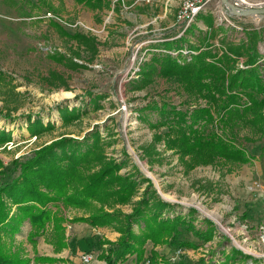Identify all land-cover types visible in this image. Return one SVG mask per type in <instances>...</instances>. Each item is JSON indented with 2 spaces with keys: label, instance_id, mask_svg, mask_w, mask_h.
I'll return each instance as SVG.
<instances>
[{
  "label": "rangeland",
  "instance_id": "374dc122",
  "mask_svg": "<svg viewBox=\"0 0 264 264\" xmlns=\"http://www.w3.org/2000/svg\"><path fill=\"white\" fill-rule=\"evenodd\" d=\"M14 1L19 5L12 0H0V130L13 134L11 142L0 145V159L6 170L14 159L30 157L53 140L62 136L82 139L98 126L106 157L126 163L121 171L123 175L132 174L141 181L149 179L153 185L150 195L156 190L162 200L174 205L170 212L172 217L182 215L190 219L193 215L196 228L206 229L204 222L211 221L216 231L214 239L204 244L187 228H182L180 240L197 244L196 249L184 248L189 253L172 261L174 251L183 247L162 245L163 249L157 252L151 250L154 244L148 242L144 259L151 256L154 264H158L156 261L160 258L161 264H208L213 261L219 264L224 261L223 252L227 255L232 248L264 259L260 230L264 226V200L250 190L253 181L264 183V159L246 165L220 161L188 171L179 155L168 149L167 141L157 140L168 129L160 126L162 117L144 107L153 102L159 105L166 102L186 111L207 106L206 100L190 97L178 83L164 78H156L144 90H135L133 81L138 79L142 65L149 62L153 54L165 53L162 51L164 40L184 35L181 28L174 26L184 0L148 4L146 0H109L110 7L101 10L78 5L74 0H50L56 10L51 13L46 8H36L37 0ZM250 1L257 5L255 8L264 6V0ZM206 8L218 24L233 28L229 36L235 43L246 37L243 29L261 32L259 65L264 79V16L230 17L218 0H211ZM52 21L72 35L86 36L89 42L79 43L62 36L53 28ZM195 43L197 40L192 39L180 50L185 59L197 54L189 47ZM214 43L220 46L218 38ZM54 55H63L69 62L57 63L51 58ZM238 67L245 68L243 60ZM65 107L79 110L81 118L63 124L59 110ZM29 119L31 122L41 119L45 125L52 123L55 127L32 136L28 129ZM246 133L248 131L243 129L241 137ZM261 146L260 141L245 144L249 154L255 156H259ZM16 175L9 172L0 176V180L8 181ZM145 187L146 184L142 185L133 203L140 199ZM119 208L131 213L133 204ZM191 209L196 210L195 214L189 213ZM60 210L68 219L64 224L68 248L60 253L55 251V254L68 255L71 264H83L82 256L93 254L91 264H107L104 257L109 244L105 243L116 242L121 235L114 228L70 223L74 218L87 216L88 211L63 206ZM134 229L140 232L139 225ZM30 230L27 224L23 227L14 239V248L34 264V258L39 255H35V247L27 240ZM52 239V228L37 239V244L41 242L42 256L53 251ZM155 253L157 257L153 256ZM142 261H138L136 255H129L118 264Z\"/></svg>",
  "mask_w": 264,
  "mask_h": 264
},
{
  "label": "trees",
  "instance_id": "16d2710c",
  "mask_svg": "<svg viewBox=\"0 0 264 264\" xmlns=\"http://www.w3.org/2000/svg\"><path fill=\"white\" fill-rule=\"evenodd\" d=\"M74 1L92 10L110 7L109 0ZM36 8H46L50 13L56 11L50 0H37ZM199 22L206 26V31L199 27ZM51 24L64 37L79 43L89 42L82 34L72 35L58 23L52 21ZM230 30L233 28L218 24L210 11L201 12L184 35L164 40L162 51L165 53L153 54L150 61L142 65L138 79L133 81L135 90L141 91L156 78H164L178 83L190 97L206 100L207 106L186 111L166 102L161 105L153 102L144 107L162 117L160 126L168 129L157 140L165 139L168 149L179 155L188 171L220 161L246 165L264 159V79L258 47L263 42V35L256 29H243L246 37L235 43L230 40ZM217 38L220 46L214 43ZM192 39L197 43L189 47L197 54L185 59L180 50ZM172 51L178 53L177 56L171 54ZM51 58L57 63L69 62L63 55ZM241 60L245 68L238 67ZM59 113L63 124L81 118L76 108L65 107ZM28 122L32 136L55 127L52 123L45 125L41 119L33 122L29 119ZM243 129L248 133L241 137ZM12 140L10 131L0 130L1 146ZM259 141L262 142L259 156L249 154L245 144ZM125 164L106 157L98 126L82 139L62 136L40 147L30 157L14 159L8 170L0 159V176L9 172L17 174L8 181L0 180V264H32V259L21 256L14 248V239L27 223L31 226L27 240L33 247H36L37 239L52 228L50 242L56 253L67 249L64 224L68 219L62 215L60 206L88 211L87 216L74 218L70 223L114 228L121 235L118 241L105 243L109 244L104 257L107 264L122 263L129 255H136L138 261H142L148 242L155 247L169 245L196 249L197 244L180 240L182 228H187L204 244L214 239L216 231L211 221L204 222L207 228L201 229L194 225L193 215L190 219L182 215L172 217L170 212L174 205L162 200L156 190L150 195L153 185L149 179L141 181L132 174L123 175L121 171ZM145 184L140 199L133 203ZM131 204V213L119 208ZM195 212L191 209L189 213ZM135 225H139L140 232L135 231ZM224 253V261L219 264L239 261L241 264H250V261L264 264V259L245 255L236 248L227 255ZM153 256L157 257L156 253ZM58 262L64 260L36 256L33 261L34 264Z\"/></svg>",
  "mask_w": 264,
  "mask_h": 264
},
{
  "label": "built area",
  "instance_id": "2783aa9c",
  "mask_svg": "<svg viewBox=\"0 0 264 264\" xmlns=\"http://www.w3.org/2000/svg\"><path fill=\"white\" fill-rule=\"evenodd\" d=\"M123 1V0H122ZM147 4L148 3H153L154 1H160V0H146ZM211 0H184L183 3L180 6V9L177 12L176 16V26L182 29V33L186 31V29L193 23L195 22L196 17L201 13V12H208L207 5ZM236 7L239 8H255L257 5L255 3L245 2V1H237V0H230ZM218 3L220 4V7H222V2L221 0H218ZM229 16V15H228ZM182 36V35H179ZM181 52V51H180ZM173 55H177L178 53H172ZM36 138V137H35ZM251 193L256 194L260 197H263L264 200V183L261 181H253L251 183L250 187ZM264 202V201H263ZM262 230V237H263V242H264V226L261 227ZM189 253L188 250L184 248H179L174 251V256L171 258L172 261H178L180 258H182L185 253ZM94 259L93 254H85L82 256L81 260L83 264H91ZM159 262L158 264H161L162 259H158ZM139 264H154L153 260L150 257H145V259L140 262Z\"/></svg>",
  "mask_w": 264,
  "mask_h": 264
},
{
  "label": "water",
  "instance_id": "95a60500",
  "mask_svg": "<svg viewBox=\"0 0 264 264\" xmlns=\"http://www.w3.org/2000/svg\"><path fill=\"white\" fill-rule=\"evenodd\" d=\"M221 2H222V8L226 11V13L230 17L232 16H236V17L264 16V6H260L257 8L244 9V8L236 7L230 0H221Z\"/></svg>",
  "mask_w": 264,
  "mask_h": 264
},
{
  "label": "crops",
  "instance_id": "0c3cea01",
  "mask_svg": "<svg viewBox=\"0 0 264 264\" xmlns=\"http://www.w3.org/2000/svg\"><path fill=\"white\" fill-rule=\"evenodd\" d=\"M202 23V22H201ZM201 23L199 24L198 23V25H199V27L201 28V29H205L206 28V26L204 25V24H202L201 25ZM174 26H176V23H174ZM31 229V226H30V224H28L27 223V230L29 231ZM115 240H117V239H115ZM44 242H45V239H44ZM40 245H41V242L39 241L38 242V244L36 245V247H35V249H36V251H37V254H35V255H39V256H42L40 253H41V251H40ZM54 247V246H53ZM52 247V250L54 251H51V254L50 255H45V256H50V257H57V258H61V259H63L64 260V262H58V263H55V264H71L70 263V261H69V257H68V255H61V254H55V249ZM152 249H154L155 251H157V252H159L160 250H162L163 249V247H157V248H154V246L152 245V248H151V250Z\"/></svg>",
  "mask_w": 264,
  "mask_h": 264
},
{
  "label": "bare ground",
  "instance_id": "6f19581e",
  "mask_svg": "<svg viewBox=\"0 0 264 264\" xmlns=\"http://www.w3.org/2000/svg\"><path fill=\"white\" fill-rule=\"evenodd\" d=\"M238 1V0H237ZM240 1V0H239ZM241 1H245V2H249V0H241ZM67 96H69V94H66ZM168 197V196H167ZM169 198V197H168ZM171 199V198H169Z\"/></svg>",
  "mask_w": 264,
  "mask_h": 264
}]
</instances>
